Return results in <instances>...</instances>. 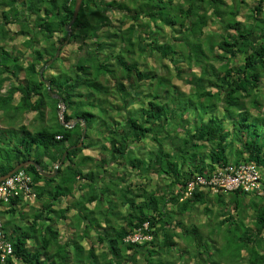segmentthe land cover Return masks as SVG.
Segmentation results:
<instances>
[{
	"label": "trees",
	"instance_id": "16d2710c",
	"mask_svg": "<svg viewBox=\"0 0 264 264\" xmlns=\"http://www.w3.org/2000/svg\"><path fill=\"white\" fill-rule=\"evenodd\" d=\"M136 1L131 2V8L121 0H82L68 42L79 43L77 58L71 70L51 78L45 76L59 101L49 95L39 70L53 58L58 45L65 42L64 27L72 19L75 0H0V40L21 35L25 38L22 45L32 60L22 68L21 79L20 61L25 54L0 46L3 121L11 127L16 117L30 112H36L41 120L47 100L57 120L56 129L42 127L31 132L24 124L17 129H0V176L29 160L37 163L44 173L51 174L68 150L53 178L41 176L32 165L19 170L31 177L37 205L32 208L30 221L19 226L11 219L19 214V220L25 221V214L20 211L21 199L11 200L0 212L4 238L12 246V255L0 264H102L103 261V264H173L163 259L171 253L179 259L183 257L176 238L186 247L193 246L196 260L220 264L212 258V239H203L197 226H187L180 219L196 206H203L204 213L212 214L211 190L197 186L185 196L188 183L195 177L209 179L216 168L226 164L244 162L261 172L264 186V97L259 93L264 87V0L251 3L230 0L231 6L215 0L223 10L215 6L218 10L210 14L203 4L211 0H141L135 4ZM243 8L251 20L248 26L235 20ZM106 12L129 20L126 34L121 37L127 48L123 45L115 51L114 44L109 43L110 30L101 32V28L114 29ZM226 15L234 20L225 19ZM211 19L221 20L222 30H212ZM149 22L156 29L160 23L177 34L159 43L157 35H149L144 29ZM9 24L15 25V32L6 29ZM59 33L63 34L60 39ZM136 41L138 45L142 43V52L168 60L173 77L188 83L191 89L185 92L170 81L158 79L156 91L146 106L141 104L133 113L127 107L124 123L109 115L106 103L99 99L98 95L108 92L100 77H105L107 82L108 77L119 72L118 92L139 95L137 83L152 82L155 76L142 71L138 62L129 61L130 57L125 58ZM6 74L11 77L3 76ZM8 81L9 88L2 92V84ZM60 105L64 106L61 124L57 112ZM220 106L222 113L218 114ZM83 124L86 125L83 145L76 148ZM91 131L98 140L102 137L109 144V148L103 145L99 148L98 158L83 155V150L98 145L90 136ZM12 134L18 136L11 139ZM142 143L149 151L147 160L132 156ZM107 150L109 159L104 153ZM62 168H65L63 174ZM124 168L135 170L136 174L132 175L142 173L145 184H139L137 193L132 187H118L125 182L124 178L110 176L111 171ZM151 175L162 185L152 184ZM56 179L60 180L58 184ZM146 185L151 188L146 189ZM75 191L79 192L78 198L60 208L61 199L74 197ZM112 194L117 195L125 211L122 224L114 220L116 203ZM225 195L220 190L214 195L220 208L216 217L222 218L219 225L225 226L227 233L221 252L216 253L228 255L233 264L237 262L233 261L235 257L240 261V253L245 250L246 264H264V195L248 198L249 202L242 200L246 194L240 191ZM100 203L104 209L100 212L102 218L98 219L94 212ZM248 209L254 214L251 229L242 220ZM70 211L77 218L73 225L80 232L77 240L88 238V230L94 234V244L87 239L85 262L83 246L74 237L70 235L64 243L58 242L56 224L66 221ZM176 229L181 232L177 234ZM137 232L151 239L141 244L126 240ZM96 243L105 246L100 255L94 253ZM50 246L54 252L48 254Z\"/></svg>",
	"mask_w": 264,
	"mask_h": 264
},
{
	"label": "rangeland",
	"instance_id": "374dc122",
	"mask_svg": "<svg viewBox=\"0 0 264 264\" xmlns=\"http://www.w3.org/2000/svg\"><path fill=\"white\" fill-rule=\"evenodd\" d=\"M110 1V0H107ZM122 2L126 3L128 7L133 8V5L131 2H134L135 0L129 1V0H121ZM176 2V0H174ZM206 1V0H205ZM247 3H251L252 0H246ZM139 2H141V0H137L135 4H138ZM223 2H225L226 4H230V6L232 5L233 2H231L230 0H223ZM215 0H211V2L208 3H204V7L206 8V12L208 14H210L214 9H219V10H223L222 6L219 5V3ZM217 8H216V7ZM236 6V3H235ZM2 8V7H1ZM217 9V10H218ZM106 16H108V18L110 19V25L114 28V29H106V28H101V32L104 33L106 32V30H110V37H109V43L114 44L115 47H113L112 49H116L115 51H117L119 49V47L124 45V48H127L125 42L121 39V37L123 35L126 34L125 28L129 25V20L125 19L124 16L120 15V14H116L115 17L111 14V12H106ZM228 16V15H226ZM228 18L230 20H234L232 19L230 16L225 17V19L228 20ZM240 21L243 25L248 26L251 23V20L248 19V12L243 8L241 10V13H239L238 15H236V19ZM1 21V20H0ZM210 24H212V30H222L221 25H222V21H217L215 19H211ZM155 25L151 22L148 23L147 27H145L144 29L147 31V33L150 35L152 34L154 37H156L157 35V39L159 40V43L162 42H166L169 39V36H172L173 34L176 35V32H172L169 31L168 28L162 26V24L158 23V29H156L154 27ZM111 27V28H112ZM6 29L10 30L11 32H15L16 27L13 24H9L7 25ZM72 30V29H71ZM152 31V32H151ZM72 32H74V30H72ZM135 35L137 34V32L134 33ZM10 36H12L10 34ZM63 34L59 33L58 34V38H62ZM142 38V37H141ZM203 39L205 40L206 37H203ZM25 40L22 39V36H13V39H6V40H0V46H2L3 48H5L7 51H14V52H18L21 54H25L24 55V60L20 61V64L23 65V67H21L20 72V77L21 79L23 78L24 75V71L22 70V68L25 69L24 66H26L27 64L31 63L28 57V50L24 49V46L22 45V42ZM144 42H146V37H144ZM208 42V40H207ZM88 44H90L91 46L93 45V43L89 40ZM43 45V43L41 44ZM79 46L78 42H72L70 44H67L64 48V50L62 51V53H60V61L57 62L55 64V66H53V68L50 69H45L46 72L44 73V79L48 80L47 78H45V76H47L48 78H51L53 76H58L59 73H61V71H69L71 70V66H73L76 58H77V48ZM109 48V46H108ZM142 43L141 45H138L137 41H136V45L132 46L130 48V53L129 56H125V58L127 59V57L129 58V61H136L139 63V67L141 68L142 71L148 72L151 75L155 76V79L151 82H138L137 83V92L139 93V95H136L132 92V94H130L129 96H126L124 93L120 94L118 92V90L116 89L117 85L121 82L119 78L118 73L119 72H115L112 77H108L107 82L105 81V77H100V82L103 86H107L108 88V92L106 94H100L99 99H102L103 102L106 103L107 108L106 110H109V115L113 116L114 118L118 119L119 121L121 120L122 122L125 123V118L128 116V112L130 111L131 113L135 112L136 110H138V107H140L141 104L144 103V106H146V102H148V100H150L152 98V95H154L156 88H157V81L160 78L165 79V81L167 80V82L170 81L171 85L177 86L180 89H182L185 92H188L191 89V86L186 83L184 84L183 82H180L178 80H176L173 75H174V71L173 68L170 65V62L166 59H160L157 55H151L148 52H142ZM131 59V60H130ZM183 60V59H180ZM37 69H40V65L36 64L35 65ZM44 70V71H45ZM194 72L198 73V69H194ZM6 77H11L10 75H3ZM190 83V82H189ZM9 81L2 84V92H4L6 89L9 88L8 86ZM262 84H264V80L262 81ZM159 91H162V88H158ZM142 93V94H141ZM260 96H263L264 93V87H261L259 90ZM101 102V101H100ZM50 102L47 100V104L45 106V109L43 110V115H42V119L39 120L38 118V114L36 112H30V113H23L20 116L16 117V119L14 120V126H11L12 129H17L19 125H26L27 128L31 131H37L39 128L42 127H47V128H51V129H56L57 128V120L54 117L53 113H52V108L50 107ZM127 107L128 110L127 111ZM63 105L59 106V109L57 110L58 112V118H59V122L61 124L60 118L62 117V110H63ZM218 111V110H217ZM1 112L4 111H0V129H11V127L8 124H5V122L3 121V115L1 114ZM70 112V111H69ZM130 113V114H131ZM219 113H222V109L220 106L219 109ZM62 119V118H61ZM5 121L6 123L8 122L6 117H5ZM109 122V120H108ZM18 135H11V139H14V137L16 138ZM90 136L94 139V142H96L98 145L94 146V148H92V150H83V155H88V156H92V157H97L98 154H100V150L99 148L103 147L104 148H109V144H107L106 142H104L102 140V137H99V140L97 139L98 136L96 134H94L92 131L90 132ZM97 140V141H96ZM166 149H169V147H166ZM149 150L153 151L152 148H149ZM103 152V151H102ZM106 155V158L109 159L110 154L109 151H105L104 152ZM149 151L147 150V145L145 143L140 144V147L138 149H135L132 153V156L138 159H143V160H147V156H148ZM207 153V150L205 151V154ZM98 158V157H97ZM91 166L89 165V168ZM87 168V167H86ZM65 168H62V174L65 173L63 172ZM125 169V168H124ZM121 169L120 171H111L112 174L110 175L111 177H113V179L116 178H124L125 182L120 183V185L118 187H132L134 191H136L135 193H137V187L139 186V184L144 185V179L142 178V173L138 172L137 175H132V174H136L135 170H129V169ZM87 170V169H85ZM130 175H132L133 177H130ZM152 176V180L154 184L155 182L157 183H161L159 180H157V178L154 175ZM59 179H56V184L59 183ZM162 185V183H161ZM151 185H146V189H150ZM74 197H69L67 200L66 199H61V202L59 204L60 208H64L67 201L72 202L75 199L78 198L79 196V192L75 191L74 192ZM216 193V192H215ZM223 193V192H222ZM226 194L227 193H223ZM244 194V193H243ZM113 196V200L114 203H116V210L112 213L114 214L113 216L115 217L114 220H117L120 224L124 223V220H121L122 218V214L125 213V211L121 208L120 206V200L118 199L117 195L112 194ZM215 194H213V192L210 194V199L211 201H213V204L211 203L210 208L212 210V214L207 215L206 213H204L203 210V206H196L195 209H193L192 211H190L189 213H185L182 217H180L181 221L187 225V226H197L199 228V232L201 234V236L203 237V239H208V237H210L213 242V244H210L211 247V253L213 255L212 258H214L213 261L219 262L220 264H230V259L227 257L228 255H224V256H220L216 253V251H220L222 250V247L224 246V239L227 236V233L224 232L225 230V226H220L219 222L222 220V218H217L216 217V212L220 211V208H218L215 204ZM225 195V196H226ZM249 197H244L242 195V200H244V202H249V199H254L256 195L254 194H246V196ZM228 197V196H226ZM249 198V199H248ZM44 199H47V197H44ZM49 199V198H48ZM231 200V198H230ZM250 204V203H249ZM23 207L20 210L21 214H25V221L23 222L22 220L20 221L18 215H16V217H12V222L15 225H24L25 222H29L30 221V215H32V208H34V206L36 207L37 203L31 200H26L23 202ZM104 209V205H102V203L97 204L95 206V210L97 211H93L94 212V216H96L98 219L102 218V216L100 215V212ZM225 212V209H224ZM99 213V214H98ZM105 216V215H104ZM7 217V216H6ZM76 217H75V213L73 211H70V213H68V218L66 221H60L56 224V228L58 230L59 233V237H58V242L59 243H64L68 238V236H72L74 237L76 242H80V244L83 246V261L85 262L87 259V255H88V241L89 240H94L93 237V231L88 230L89 236L88 238L79 241V231L74 230L73 225L76 222ZM6 221L8 220L7 218L5 219ZM4 220V222H5ZM243 223L244 226L247 229H251L253 228V220H254V214L253 212L248 209L244 215H243ZM181 231L179 229H176V233H180ZM213 232V233H212ZM79 239V240H77ZM175 241L178 243V247L180 248L181 251H183V257L181 259L177 258V254L175 253H171L170 256L168 257H164V261H169V262H173V264H204L202 263V261L196 260L193 257V246L190 245L188 247H186L183 243V241L180 238H176ZM95 242L93 241V244ZM142 243V242H141ZM139 243V244H141ZM88 245V246H87ZM53 246H50V248H52ZM95 251L94 253L96 255H100L101 252H103L105 249V246L101 247L98 243H96L95 245H93ZM54 252V248L51 249V251H48V254H51ZM129 253V252H128ZM127 252L125 254H128ZM241 259L240 261L237 260V258L235 257L233 259V261H237L234 262L233 264H246L245 263V259L247 257V253L245 250H242L240 253ZM205 258V257H204ZM107 259H109V257H107ZM104 262V261H103ZM103 262H100L103 264ZM18 264V263H16Z\"/></svg>",
	"mask_w": 264,
	"mask_h": 264
},
{
	"label": "built area",
	"instance_id": "2783aa9c",
	"mask_svg": "<svg viewBox=\"0 0 264 264\" xmlns=\"http://www.w3.org/2000/svg\"><path fill=\"white\" fill-rule=\"evenodd\" d=\"M33 182L29 175L23 171H17L10 177L0 183V212L6 209L7 204L13 199L34 201L36 198L33 190ZM209 189L213 192L220 190L223 193L242 192L244 194H254L256 196L264 195V186L262 184V174L254 166L244 162L229 163L222 168H216L209 179L195 177L187 185L188 196L195 187ZM3 220L0 217V261L3 262L12 255V246L5 240L3 231ZM147 224H144L146 228ZM150 236H143L137 232L127 237V241L141 243L149 241Z\"/></svg>",
	"mask_w": 264,
	"mask_h": 264
},
{
	"label": "water",
	"instance_id": "95a60500",
	"mask_svg": "<svg viewBox=\"0 0 264 264\" xmlns=\"http://www.w3.org/2000/svg\"><path fill=\"white\" fill-rule=\"evenodd\" d=\"M81 4H82V0H75V4H74V9H73V14H72V19L70 20V22H68L65 27H64V30L66 32V40L65 42H63L62 44L58 45L57 49H56V52H55V55L53 56V58H51L40 70H39V77H40V80L42 83H45L46 87H47V91L49 93V95L54 98V99H57L59 101H61V99L57 96V95H54L52 92H51V89H50V83L48 81H46L44 78H43V72L46 68H48V66H50L58 57H59V54H60V49L64 46H66L70 40V36H71V27L72 25L74 24L77 16H78V13H79V10L81 8ZM63 111V110H62ZM61 119V118H60ZM85 132H86V125L84 124L83 125V130H82V133H81V137L79 139V144L76 146V148H80L82 145H83V139L85 137ZM75 147H71L70 149H73ZM69 149V150H70ZM68 150H66L61 159H60V162L59 164L55 167V170L51 173V174H47V173H44L40 166L35 163L34 161L32 160H29V161H26V162H23V163H20L18 164L13 170H11L10 172H8L7 174L3 175V176H0V183L2 181H4L5 179H7L8 177H10L12 174L16 173L17 171L21 170L22 168L28 166V165H32L34 166L39 174L45 178H53L55 175H56V170L59 166H61L65 160V156L67 154Z\"/></svg>",
	"mask_w": 264,
	"mask_h": 264
},
{
	"label": "crops",
	"instance_id": "0c3cea01",
	"mask_svg": "<svg viewBox=\"0 0 264 264\" xmlns=\"http://www.w3.org/2000/svg\"><path fill=\"white\" fill-rule=\"evenodd\" d=\"M212 192H213V191H211V193H212ZM211 193H210V194H211ZM213 194H215V192H213ZM245 197H249V196H245Z\"/></svg>",
	"mask_w": 264,
	"mask_h": 264
},
{
	"label": "clouds",
	"instance_id": "9594fccd",
	"mask_svg": "<svg viewBox=\"0 0 264 264\" xmlns=\"http://www.w3.org/2000/svg\"><path fill=\"white\" fill-rule=\"evenodd\" d=\"M44 78V77H43ZM63 108H64V106H63ZM64 110V109H63ZM62 118V117H61ZM62 119H60V121H61ZM82 121V120H81ZM62 122V121H61ZM84 125V124H83Z\"/></svg>",
	"mask_w": 264,
	"mask_h": 264
}]
</instances>
